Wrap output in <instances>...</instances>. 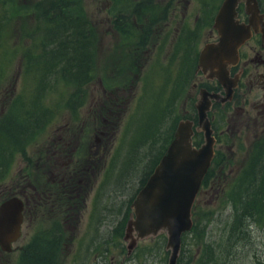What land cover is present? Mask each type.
I'll return each instance as SVG.
<instances>
[{
    "label": "rangeland",
    "instance_id": "rangeland-1",
    "mask_svg": "<svg viewBox=\"0 0 264 264\" xmlns=\"http://www.w3.org/2000/svg\"><path fill=\"white\" fill-rule=\"evenodd\" d=\"M43 1L0 0V203L11 194L26 195L32 203L36 179L40 175L43 184L49 171L81 172L87 179L78 194L86 188V199L78 203L84 208L65 217L72 225L68 233L73 237L74 229L77 235L73 244L70 237L65 243L60 264H167L166 239L141 242L127 257L122 237L139 181L160 159V146H168L178 122L195 114L193 86L201 83L193 61L197 0H177L178 8L157 22L145 47L141 40L136 44V21L125 17L129 13L119 15L143 0H81L95 26L96 47L91 82L81 88L77 112L67 100L71 95L79 104V91L52 73L61 59L49 67L55 46L45 41L46 21L38 10ZM166 1L152 0L146 10L156 11ZM59 27L53 30L57 35ZM203 41L200 35V46ZM259 138L256 132L228 136L230 147L221 150L195 199L194 228L182 237L178 264H264V212L237 214L233 192L255 158ZM63 148L61 155L55 150ZM53 150L56 165L49 168L46 156ZM91 169L92 179L87 177ZM47 219L28 214L21 238L11 253H0V262L16 264L36 230L48 226Z\"/></svg>",
    "mask_w": 264,
    "mask_h": 264
},
{
    "label": "water",
    "instance_id": "water-1",
    "mask_svg": "<svg viewBox=\"0 0 264 264\" xmlns=\"http://www.w3.org/2000/svg\"><path fill=\"white\" fill-rule=\"evenodd\" d=\"M239 1H223L214 19L219 40L204 46L198 65L206 80H217L223 86L225 100H229L235 84L228 80L227 65L236 62L238 48L249 36L234 19ZM209 96L219 97L201 89L194 103L198 116L196 131L202 133L203 143L196 147L193 142L195 121H179L158 164L134 197L123 238L128 257L139 242L164 234L165 250L169 253L167 264H178L182 237L193 227L194 202L214 158L215 139L207 116L211 105ZM23 211L24 202L19 197L0 203V250L4 253H11L13 244L21 237Z\"/></svg>",
    "mask_w": 264,
    "mask_h": 264
},
{
    "label": "flooded vegetation",
    "instance_id": "flooded-vegetation-1",
    "mask_svg": "<svg viewBox=\"0 0 264 264\" xmlns=\"http://www.w3.org/2000/svg\"><path fill=\"white\" fill-rule=\"evenodd\" d=\"M176 1L177 0H175L174 4L175 9L178 8ZM223 1L224 0H218L217 2H214V0H197V4H195V26L192 29V32H195V57L193 59L195 62V77L201 80L199 81L201 83L198 84V82H195L193 86L195 88V103L201 89H205L210 95H219L216 99L209 96L211 105L207 116L215 139L214 158L211 167L217 158L218 152L230 147L229 144L232 141L228 139V136H230L231 133L243 136L256 132L258 138L260 137L259 140H257L259 145L262 144L264 138V0H255V2L241 0L236 4L234 19L241 28L248 31L249 36L238 48L236 62L227 65L228 80L229 82H235L234 86H232V94L229 100H225V89L217 80H206L203 74L198 70L200 53L204 46L216 43L219 40L217 31L214 29V19ZM187 2L188 1H186V3ZM181 14L183 13L181 12ZM177 25H183V22H177ZM200 35L204 36V41L201 46L199 42ZM138 43L139 39L136 44ZM143 44V47L147 46L146 42ZM139 52L138 47H136L134 55H138ZM140 59L141 56L139 55L136 60L138 61ZM191 120H193V122L195 121V134L193 140H195V146L199 147L203 143L204 138L202 133L196 131L198 126L196 107L195 114L191 117ZM97 147L94 148L95 153L93 155L95 156L98 154ZM55 150L59 152V155H61L62 152H66V148ZM55 150L46 156L49 168L56 165V160H53L52 157V155L55 154ZM37 158V163H40L43 156L38 155ZM67 164L69 165V163ZM68 165L63 166L62 169L67 168ZM210 169L207 175L211 173ZM70 172V170L69 172L54 171L52 173L49 171V179L43 181V184L39 175L35 181L39 186L36 185L31 189L32 203H30L26 195L21 196L19 194L24 202L22 225L28 214L39 219L40 217H46L50 212H63L62 216H58L61 218L60 224L64 227L72 226L70 222L65 221V217L70 218L71 216H75V214H78V212L80 213L84 208V205L82 208V204L78 203V200L85 201L86 188L83 190L84 197L82 195L79 198L78 191L80 189L79 185L87 178L84 179L81 177L84 175L81 172L78 173L75 172V170L72 171L73 173ZM219 172L222 173L223 171ZM85 184L86 187H88L86 181ZM46 223H48V225L52 224L51 221H47ZM123 238L124 233L122 240ZM146 241L148 240L144 242ZM123 242L125 244L123 247L126 250V243L124 240ZM139 244L140 243H138L135 250L139 248ZM71 251L72 248L70 252ZM0 253L4 252L0 250ZM0 264L3 263L0 262Z\"/></svg>",
    "mask_w": 264,
    "mask_h": 264
},
{
    "label": "trees",
    "instance_id": "trees-1",
    "mask_svg": "<svg viewBox=\"0 0 264 264\" xmlns=\"http://www.w3.org/2000/svg\"><path fill=\"white\" fill-rule=\"evenodd\" d=\"M81 3V0H45L41 6H38V10L41 11L40 18L46 21V28L44 29V31H46L45 41L47 42V40H52L55 46L54 49L50 51V57H48L49 62H51L49 67L54 64L56 59H61V65L58 67L56 72L52 73L58 75L63 80L64 85L74 86L76 93L78 94L79 91L81 97L79 104L77 97H71L70 95L67 100L68 105L74 110L73 112H77L76 108L81 105L84 97V94L82 93L91 82L92 76L90 71L92 69L93 62L92 54L96 47L94 42V23L85 13ZM152 4H154L152 0L148 1V5L147 2L143 0L136 2L134 4V8L130 7L126 12H119V15L122 17L125 16V13H129L130 15L125 17L136 21V25H134V27L137 26L140 30V33L136 38L141 40V44L145 42L148 43V39L152 35V30L160 19L167 20L171 17L174 9L172 7L175 4V0H167L165 5L157 8L156 11L154 8L149 11L146 10L148 6H151ZM157 11H160V15L157 14ZM57 26H60L58 35L53 31L57 28ZM56 30H58V28ZM47 70H49V68H47ZM136 74V79L139 81L141 74H139V72ZM84 86L85 88L81 92V88ZM76 103L78 105H75ZM164 147V144L160 146L161 157L165 152L164 150L167 148ZM255 152V158L250 164L249 170L244 171V175L239 177L233 189V192H236L235 199L237 202L235 205L237 214L241 211L242 214H247L248 217H250L253 213L258 215L257 211L259 213L264 212V139ZM222 156L221 152H218L214 163L218 160V158H222ZM95 157H97V155ZM144 160L145 158L143 157L141 164ZM159 160L160 159H158L152 169L148 171L146 177L142 181H139L140 188L138 191L143 187ZM260 163L262 164L260 165ZM256 165L258 167L257 169L255 168ZM70 173L73 172L71 171ZM93 173L94 171L91 169L87 177H91L92 179ZM208 175L205 176L202 186L207 184ZM13 195L17 196L16 194H11L4 197L2 201L13 197ZM238 207H240L239 211L237 210ZM62 215L63 212H50L48 214L49 217L47 221H51L52 224L46 227L41 225L40 230H36V233L33 234L30 241L25 247H23L22 255L16 264H60L61 251L65 247V243L68 242L67 240L70 237L73 238L71 242V244H73L75 236L77 235L73 231L74 229H70V233L73 234L72 237L68 233V227H64L60 224L61 218L58 216ZM67 233L68 236H66ZM157 237L166 239L164 234ZM205 261L211 262V259L207 258Z\"/></svg>",
    "mask_w": 264,
    "mask_h": 264
}]
</instances>
